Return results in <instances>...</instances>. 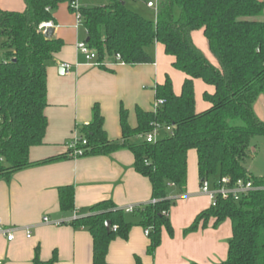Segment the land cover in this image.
Here are the masks:
<instances>
[{"label": "trees", "instance_id": "1", "mask_svg": "<svg viewBox=\"0 0 264 264\" xmlns=\"http://www.w3.org/2000/svg\"><path fill=\"white\" fill-rule=\"evenodd\" d=\"M99 8H74L86 30L85 43L97 51L98 61L115 60L119 55L125 65H153L151 49L165 47L175 59L174 68L187 78L180 95L167 78L155 88L156 98L165 100L157 114L137 110L138 125L128 124V114L121 112L123 140L111 142L104 129V118L94 108L93 122L79 126L87 141L80 158L108 155L121 149L135 157V169L150 180L153 202L137 208L139 226L149 230V253L154 254L162 241L163 229L173 235L170 212L174 205L169 191L184 193L188 181V154L195 150L201 185L213 186L223 178L252 181L264 187V177H256L248 168L252 140L264 137V122L255 105L264 97V0H159L156 21H150L129 9L125 0H107ZM70 0H25L24 12L0 11V46L4 60L0 63V179L15 173L64 160L77 159L72 151L64 155L32 162L31 148L45 141L48 118L47 73L54 55L64 42L46 39L39 32L44 23L55 22V13ZM178 13V15H177ZM203 30L218 65L211 63L195 45L192 33ZM104 69L106 67H100ZM195 80L215 88L205 93L211 107L196 111ZM160 122L172 128L152 144L141 139ZM79 159V158H78ZM60 204L65 212L75 210L73 187L60 189ZM90 217L75 219L71 225L85 229L94 240V264H107L111 243L127 239L133 224L126 211L111 201L91 209ZM230 220L233 238L228 260L222 264H264V190H257L241 201L219 198L216 207L200 214L187 233ZM110 222L108 230L106 223ZM117 227V230H114ZM36 255L34 264H56Z\"/></svg>", "mask_w": 264, "mask_h": 264}, {"label": "crops", "instance_id": "2", "mask_svg": "<svg viewBox=\"0 0 264 264\" xmlns=\"http://www.w3.org/2000/svg\"><path fill=\"white\" fill-rule=\"evenodd\" d=\"M25 8V0H0L1 12L21 13ZM52 23L53 38L62 40L64 46L48 67V129L44 144L30 150L32 162L64 155L70 142L82 136L78 127L93 122L95 107L104 118L108 139L116 143L123 140V109L127 111L129 126L135 129L137 110L153 111L157 85L170 78L175 94H181L187 76L174 68L175 59L166 54L161 44L151 49L153 65L129 66L109 59L106 63L111 66L101 69L88 64L77 49L87 33L83 27L77 28V14L70 10L69 2L59 7ZM192 39L217 66L204 31L193 32ZM65 64L70 65L69 71L63 69ZM194 84L196 111L203 113L211 107L204 94H214L215 88L202 80H195ZM255 112L264 122L263 96L258 99ZM66 187L75 191L72 212L63 211L60 204V189ZM169 198L174 202L169 214L173 235L163 229L160 246L150 254L151 240L139 226L140 218L127 214L126 220L133 227L127 239L118 238L111 243L107 264H222L228 260L233 238L230 220L216 224L212 219L206 227L187 233L197 217L212 206L211 199L201 192L195 150L188 154L184 193L173 187ZM106 201L121 211L153 202L152 184L136 171L135 157L129 150L64 160L15 173L9 179L1 178L0 220L15 230V239L0 240V264H34L37 254L42 261H49L56 254V264H94V240L87 230L76 229L71 223L46 225L43 220L49 217L53 222L68 223L87 218L93 214V207Z\"/></svg>", "mask_w": 264, "mask_h": 264}, {"label": "built area", "instance_id": "3", "mask_svg": "<svg viewBox=\"0 0 264 264\" xmlns=\"http://www.w3.org/2000/svg\"><path fill=\"white\" fill-rule=\"evenodd\" d=\"M72 6L76 8L74 3L72 4ZM147 7L149 9L157 8L158 10V5L153 2H148ZM80 27H82V19L81 16L77 14V28ZM51 28H54L52 22L44 23L39 27V32L45 35L46 31ZM77 49L85 57L88 64L98 68L111 66L106 62H99L97 51L91 49L87 45V43H85V41L79 43ZM115 60L117 64L125 65V63L122 61L119 55L116 56ZM63 69L65 71H69L70 65L68 64L63 65ZM164 105H165V100L157 99L153 107L154 113L157 114L158 110ZM165 133L171 134L172 128L165 124L157 122L153 124L152 131L141 137V139L145 140L149 144H152L157 142L160 139V137ZM86 145H87V141L85 139H82L81 137H77L70 142L68 149L72 151L71 155L78 159L84 155L85 151L82 149V147ZM257 190H264V187H260V188L256 187L252 181L238 180L233 183L231 178H223L217 183V185L214 186H212L209 181H204L203 184L201 185V192L207 195L211 199L212 207H216L219 198H222L224 200H233L235 202H239L244 197L248 196L250 193ZM136 209L137 208L135 207H130L126 210V212L132 214L135 212ZM72 221L68 223L62 221L53 222L50 220L49 217H46L43 220L44 224L53 225L57 227L63 226L65 224H70ZM114 230L116 231L117 227H114ZM146 235L149 236V230L146 231ZM30 237L31 235L29 234L28 238ZM2 238H5L8 242H13L15 239V230L7 228L0 220V240Z\"/></svg>", "mask_w": 264, "mask_h": 264}, {"label": "rangeland", "instance_id": "4", "mask_svg": "<svg viewBox=\"0 0 264 264\" xmlns=\"http://www.w3.org/2000/svg\"><path fill=\"white\" fill-rule=\"evenodd\" d=\"M74 1L76 8H99L108 4L107 0H70ZM148 2L158 3V0H125L128 8L134 12L140 14L147 20L156 21L158 10L149 9L147 7ZM73 4V3H72ZM178 15V13H177ZM4 60L3 50L0 46V63ZM251 158L248 162V168L256 177H264V137H257L252 140L251 146ZM213 186V182L211 181Z\"/></svg>", "mask_w": 264, "mask_h": 264}, {"label": "water", "instance_id": "5", "mask_svg": "<svg viewBox=\"0 0 264 264\" xmlns=\"http://www.w3.org/2000/svg\"><path fill=\"white\" fill-rule=\"evenodd\" d=\"M122 3L125 4L124 1H122ZM54 33H55V29L54 28H51V29H48L46 31V34L44 36H45L46 39H52L54 37ZM106 227L109 230L110 227H111V223L110 222H107L106 223Z\"/></svg>", "mask_w": 264, "mask_h": 264}]
</instances>
